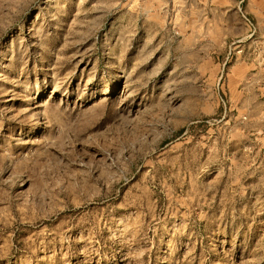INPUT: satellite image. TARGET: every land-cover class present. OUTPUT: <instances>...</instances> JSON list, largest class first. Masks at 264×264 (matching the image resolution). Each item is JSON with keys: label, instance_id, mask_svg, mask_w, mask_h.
Listing matches in <instances>:
<instances>
[{"label": "rangeland", "instance_id": "374dc122", "mask_svg": "<svg viewBox=\"0 0 264 264\" xmlns=\"http://www.w3.org/2000/svg\"><path fill=\"white\" fill-rule=\"evenodd\" d=\"M263 7L0 0V264H264L262 112L223 87Z\"/></svg>", "mask_w": 264, "mask_h": 264}, {"label": "crops", "instance_id": "0c3cea01", "mask_svg": "<svg viewBox=\"0 0 264 264\" xmlns=\"http://www.w3.org/2000/svg\"><path fill=\"white\" fill-rule=\"evenodd\" d=\"M231 2L236 6L234 1ZM262 13V17L255 14L252 17V22L257 28V34L264 37V7ZM246 25L247 26L241 27L243 31L239 35L228 38L227 49L232 40L244 36L251 31L248 22ZM224 58H226V56ZM224 70L225 69L222 70V73ZM226 74L227 76L223 82V87L225 93L229 95V97H227L228 101L231 103V101L235 99L234 101L239 104V107L246 105L248 102H254L255 106L259 107L262 112L261 115L256 117V120L259 124L264 125V65L258 64L251 57L236 59L229 64Z\"/></svg>", "mask_w": 264, "mask_h": 264}, {"label": "built area", "instance_id": "2783aa9c", "mask_svg": "<svg viewBox=\"0 0 264 264\" xmlns=\"http://www.w3.org/2000/svg\"><path fill=\"white\" fill-rule=\"evenodd\" d=\"M248 23L251 31L229 43L224 66L236 59H244L245 57H251L258 64L264 65V37L257 34V28L251 20H248ZM223 75L222 73L221 78ZM246 118L244 116V119Z\"/></svg>", "mask_w": 264, "mask_h": 264}]
</instances>
